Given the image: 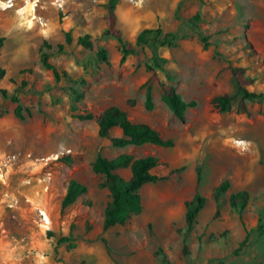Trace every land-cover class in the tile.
<instances>
[{"label":"rangeland","instance_id":"1","mask_svg":"<svg viewBox=\"0 0 264 264\" xmlns=\"http://www.w3.org/2000/svg\"><path fill=\"white\" fill-rule=\"evenodd\" d=\"M1 1L5 75L0 89L17 93L29 112L16 117L15 103L0 93V264H99L98 252L105 257L101 264H264V102H248L247 113L218 112L210 102L214 95L235 93L230 66L244 67L253 79L248 88L264 93V0H118L117 26L125 40L134 42L141 29L157 25L178 33L176 46L156 52L167 59L160 76L186 101H197L183 120L161 101L156 87L154 107L145 108V64L152 50L137 47L120 62L118 41L102 34L106 0H63L62 8L54 0H14L7 8H1ZM195 13L209 36L206 48L190 29L188 18ZM68 30L69 44L64 39ZM84 34L90 35L91 48L77 42ZM44 40L52 45L46 49L50 62L84 80L77 87L82 94L77 111L70 108L71 83L56 81L40 62ZM58 43L64 45L62 52ZM98 47L106 50L107 62L98 59ZM110 105L123 108L134 122L151 124L174 145L112 148L97 132V118ZM88 112L93 118L75 116ZM119 134L118 128L111 130ZM67 149L71 153L61 154ZM121 152L167 162L168 167L154 170L158 174L180 166L184 170L145 184L142 211L105 231L110 196L92 161L99 153L114 157ZM13 154V163L3 165ZM48 171L49 181L43 179ZM117 171L124 180L130 176L129 169ZM71 179L85 184L87 192L62 210ZM226 179L229 189L215 198L214 188ZM238 191L247 192L244 206L229 202ZM196 192L206 202L188 228L185 201ZM38 207L46 208L49 228L41 224ZM64 235H71L75 246L57 244Z\"/></svg>","mask_w":264,"mask_h":264},{"label":"trees","instance_id":"2","mask_svg":"<svg viewBox=\"0 0 264 264\" xmlns=\"http://www.w3.org/2000/svg\"><path fill=\"white\" fill-rule=\"evenodd\" d=\"M118 0H106L103 3V19L105 29L103 35L112 36L120 46V62L123 63L130 54L135 53L137 47L147 46L152 50V55L149 61L145 64V69L148 77L143 83L145 87L144 106L147 110L154 107L152 90L157 88L161 101L170 109V111L179 119H184L185 111L188 108L195 107L196 100L186 101L176 88L166 82L159 74L158 70L164 69V64L167 62L165 57L157 54L156 50L164 46H176L179 35L176 31H164L161 25L154 27H146L141 29L135 37L134 42L125 40L122 31L117 26L116 4ZM178 17V14H175ZM59 20H62V14H59ZM190 29L197 36L199 41L206 48L210 45L209 36L205 34L201 28V18L199 13H195L188 18ZM65 42L69 44L72 41L71 31L65 32ZM5 37L0 36V52L4 44ZM77 42L86 47H92L90 35L84 34L77 38ZM52 48V45L44 40L39 46V57L42 66L50 70L56 81L66 78L71 83L70 108L72 111L78 110V102L82 94L78 90V85L83 84L82 78H72L66 70H59L49 58L51 52L47 51ZM47 49V50H46ZM64 45L57 44V51L62 52ZM98 59L107 62L108 57L106 50L103 47H98L96 50ZM85 66V65H84ZM228 70L235 78L236 91L235 93H223L214 95L211 98L212 107L218 112H225L234 109L240 113H247L248 102L263 101L264 93L257 92L248 88V85L253 82V79L245 75L244 67H228ZM5 75V70L0 66V78ZM167 78H172L167 75ZM22 84H25L23 81ZM0 93L4 98L10 99L15 103L14 114L18 118H23V111L29 112L20 103L17 93L9 94L5 89H0ZM1 115V112H0ZM75 116L80 120L93 118V114L75 113ZM98 135L102 138H108L112 148L122 149L129 146H143L146 144L157 145L161 147H172L174 140L165 138L161 133L147 122H134L128 116V113L118 105H110L105 108L97 118ZM118 128L119 135H111V130ZM168 167L167 162H161L154 155L135 156L129 152H121L114 157H107L102 154H97L92 161V170L95 174L103 177L101 186L109 191L110 200L104 208V218L102 223L103 230L116 225L125 224L132 216L139 214L142 211V198L140 194L141 188L147 183H155L161 180H168L178 176L184 170V166L171 169L166 174H158L154 170L158 166ZM118 169H129L130 176L124 180L117 172ZM230 187L228 179L222 181L214 188V197L217 198L222 192ZM87 192V187L74 179L68 181L65 194L61 201V209H65L72 204L80 195ZM247 198L246 191H238L231 193L229 202L233 206L241 203L244 206ZM206 202V197L199 192H196L191 199L185 201L186 212L185 222L188 228H191L197 214L203 208ZM107 250H110L106 238H101ZM71 235H64L58 238L57 244L69 242L71 246ZM186 252V250H185Z\"/></svg>","mask_w":264,"mask_h":264},{"label":"built area","instance_id":"3","mask_svg":"<svg viewBox=\"0 0 264 264\" xmlns=\"http://www.w3.org/2000/svg\"><path fill=\"white\" fill-rule=\"evenodd\" d=\"M54 4H56L58 7H63V0H54L53 2ZM14 4V0H3L1 1V8H7V7H11ZM42 24H46L45 22H41ZM66 154V153H71V149H67L64 152H62L61 154ZM58 153H56L52 158L53 159H57L58 158ZM16 156L13 155H8L6 156V159H4V163H2L5 166L11 165L13 163V161L15 160ZM47 159L45 160H49L50 157H46ZM2 169V168H1ZM44 180H51V172L48 171L45 175V177L43 178ZM41 181V179H40ZM48 184H44L43 185V189L46 191L48 189ZM38 212H39V217H40V222L41 224L45 225L47 228H49V224H50V216L46 210L45 207H38ZM65 222V219H63V223Z\"/></svg>","mask_w":264,"mask_h":264},{"label":"crops","instance_id":"4","mask_svg":"<svg viewBox=\"0 0 264 264\" xmlns=\"http://www.w3.org/2000/svg\"><path fill=\"white\" fill-rule=\"evenodd\" d=\"M3 21L2 20H0V28H2L3 26ZM2 34L0 33V36H1ZM119 170V169H118ZM118 172V171H117ZM99 254L97 255V259L99 260V264H101L102 263V261L103 260H105V257L103 256V254H101L100 252H98ZM92 256V255H91Z\"/></svg>","mask_w":264,"mask_h":264},{"label":"bare ground","instance_id":"5","mask_svg":"<svg viewBox=\"0 0 264 264\" xmlns=\"http://www.w3.org/2000/svg\"><path fill=\"white\" fill-rule=\"evenodd\" d=\"M140 12H142V11H140Z\"/></svg>","mask_w":264,"mask_h":264}]
</instances>
